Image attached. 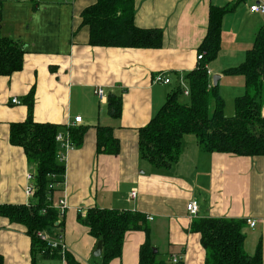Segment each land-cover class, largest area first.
<instances>
[{"label":"crops","instance_id":"crops-1","mask_svg":"<svg viewBox=\"0 0 264 264\" xmlns=\"http://www.w3.org/2000/svg\"><path fill=\"white\" fill-rule=\"evenodd\" d=\"M236 0H134V23L141 28H159L160 48L92 46L89 29L81 24V11L96 0H1L0 32L16 40L24 50L22 68L0 75V205L28 204L25 174L34 172L22 147L9 143V126L23 121L27 107L23 97L34 86L32 116L36 122H52L64 132L77 115L86 127L82 143L69 149L64 160L65 180L55 187L52 200L64 198L63 239L73 264H99L93 255L96 239L77 221L91 207L138 211L145 215L149 239L159 256L181 264H204L200 235L189 226L195 217L186 203L196 200L197 217L252 218L242 228L244 249L255 253L261 245L264 264V155L240 156L201 151L195 136L183 137L176 163L158 170L138 155V129L157 112L179 75L197 65V48L207 28L210 5ZM257 0H238L224 14L221 44L208 64L210 79L224 98L226 115L233 114L234 99L244 92L240 75L223 70L238 65L252 45L264 14L251 12ZM163 73L170 83L153 81ZM264 82V79H263ZM212 83V79H211ZM102 88L104 95H97ZM121 94V114L107 111V95ZM15 97L20 103L13 104ZM231 107V108H230ZM264 115V97L262 105ZM107 126L119 141L117 154L96 152V128ZM135 195L131 196V192ZM149 217H152L150 220ZM145 240L141 230L127 231L120 257L109 264H138ZM0 256L3 264H31V239L26 227L0 215ZM53 264H61L59 259ZM67 264V263H65Z\"/></svg>","mask_w":264,"mask_h":264},{"label":"trees","instance_id":"trees-1","mask_svg":"<svg viewBox=\"0 0 264 264\" xmlns=\"http://www.w3.org/2000/svg\"><path fill=\"white\" fill-rule=\"evenodd\" d=\"M1 3V0H0ZM238 0L225 5H210L206 33L198 45L197 65L183 77L188 95L177 80L165 100L149 121L138 129L137 149L141 160L158 170H166L177 162L183 137L195 136L201 151L240 156L264 155V24L255 32L252 45L244 59L223 70L224 75H240L244 92L234 99L233 114L226 115L225 101L219 85H212L207 66L216 59L221 44V22L224 14L235 8ZM134 0H96L81 11V24L89 29L88 43L92 46L160 48L163 33L159 28H141L134 23ZM1 20V15H0ZM24 50L19 42L0 32V75L8 76L22 68ZM34 86L23 97L27 115L23 121L9 126V143L22 147L27 161L34 164L35 191L28 204H1L0 215L26 227L31 239V264L37 256L59 259V249L49 248L36 237L38 230L59 235L63 220L51 206L55 187L63 185L65 166L58 158L59 144L55 140L60 126L52 122L33 120ZM107 111L112 117L121 114V94L107 95ZM86 127H68L74 147L82 143ZM119 141L107 126L96 128V152L117 154ZM52 184L53 188L49 185ZM77 221L88 227L96 241H102L99 264H109L120 257L127 231L141 230L145 240L139 248L138 264H171L153 251L145 215L132 210L91 207ZM245 219L224 217H195L189 226L200 235L204 249V264H262L261 245L249 255L244 249ZM66 263L73 264L65 253ZM0 264H3L0 256ZM173 264H181V261Z\"/></svg>","mask_w":264,"mask_h":264},{"label":"built area","instance_id":"built-area-1","mask_svg":"<svg viewBox=\"0 0 264 264\" xmlns=\"http://www.w3.org/2000/svg\"><path fill=\"white\" fill-rule=\"evenodd\" d=\"M249 10L251 12H258V13L264 14V0L255 1L253 4H251L249 6ZM201 57H202V54L196 55L197 59H200ZM176 80L178 82V85L183 89V94L188 95V85L185 82L184 77L182 75H179ZM153 81L156 83L168 84V83H170V78L168 76L164 75L163 73H157L153 76ZM96 93L101 98L104 95V91L102 88H98ZM11 103L19 104L20 101L17 98L13 97L11 99ZM80 123H81V116L77 115L73 118V121L71 123H69L67 126L71 127L73 125H78ZM55 140L59 144V148H60L58 158L61 162H64L68 150L74 148L73 144L71 143L68 130H65L64 132H58L55 136ZM34 175H35L34 172H27L25 174V178L27 180V184L25 186V194L29 198H31L33 196L34 191H35ZM49 187L53 188V185L50 184ZM134 195H135V191H132L131 196H134ZM51 206L58 210L59 216H62L63 211L66 207V201L64 198H62L56 202L53 201ZM185 208H186V211L190 217H196L197 216L198 211H199V206H198V203L196 200H194V199L189 200L186 203ZM149 219L151 220L152 217H149ZM245 221L249 227H254L256 224V220L252 219V218H246ZM35 235L41 241H43L49 248H51V249L58 248L59 253H60V256H59L60 263L61 264L66 263L65 253L67 252V249H66V245H65L63 239L61 238V235H59L57 233L53 234V233H50L46 230H38L35 233ZM178 261H180V258L177 255H173L171 258V262L177 263ZM95 264H97V263H95Z\"/></svg>","mask_w":264,"mask_h":264},{"label":"water","instance_id":"water-1","mask_svg":"<svg viewBox=\"0 0 264 264\" xmlns=\"http://www.w3.org/2000/svg\"><path fill=\"white\" fill-rule=\"evenodd\" d=\"M211 79H212V85H216L217 81L219 79V74H213ZM101 249H102V241L98 240L97 243H96V247H95V249L93 251V255L95 257H99L100 254H101ZM153 251L155 252L156 249L153 248Z\"/></svg>","mask_w":264,"mask_h":264},{"label":"rangeland","instance_id":"rangeland-1","mask_svg":"<svg viewBox=\"0 0 264 264\" xmlns=\"http://www.w3.org/2000/svg\"><path fill=\"white\" fill-rule=\"evenodd\" d=\"M171 87H172L171 85L166 86V88H167L168 90H170ZM230 108H231V107H230ZM190 136H194V135L190 134ZM96 259H98V258H96ZM37 262H38L37 264H53V263H54V261L51 260V259H38Z\"/></svg>","mask_w":264,"mask_h":264}]
</instances>
